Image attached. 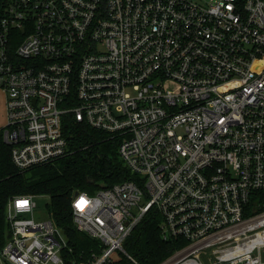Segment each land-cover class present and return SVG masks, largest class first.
<instances>
[{
    "label": "built area",
    "instance_id": "2783aa9c",
    "mask_svg": "<svg viewBox=\"0 0 264 264\" xmlns=\"http://www.w3.org/2000/svg\"><path fill=\"white\" fill-rule=\"evenodd\" d=\"M0 89L20 171L68 154L69 114L120 141L136 179L73 195L100 243L79 264H139L124 244L153 208L184 243L159 264H264V0H0ZM36 208L8 202L4 264H67Z\"/></svg>",
    "mask_w": 264,
    "mask_h": 264
},
{
    "label": "trees",
    "instance_id": "16d2710c",
    "mask_svg": "<svg viewBox=\"0 0 264 264\" xmlns=\"http://www.w3.org/2000/svg\"><path fill=\"white\" fill-rule=\"evenodd\" d=\"M69 151L63 158L28 171H20L12 160L11 146L0 134V252L9 238L6 208L20 196H48V217L65 235L71 252L67 264L88 262L100 251L99 241L79 232L74 224L72 200L76 191L96 194L103 188L136 177L119 155L120 141L103 131L79 123L73 115L63 120ZM160 213L151 209L124 244L125 251L139 264H159L184 243L162 238ZM115 264H134L126 257Z\"/></svg>",
    "mask_w": 264,
    "mask_h": 264
},
{
    "label": "rangeland",
    "instance_id": "374dc122",
    "mask_svg": "<svg viewBox=\"0 0 264 264\" xmlns=\"http://www.w3.org/2000/svg\"><path fill=\"white\" fill-rule=\"evenodd\" d=\"M198 4L205 5L216 0H192ZM6 124V99L4 93L0 89V134L3 127ZM37 203V208L35 210V217L38 218H49L47 212V204L49 203L48 196H40L35 199ZM144 204V201L142 202ZM30 218V216H27ZM116 260L122 259V255L119 253L114 254Z\"/></svg>",
    "mask_w": 264,
    "mask_h": 264
},
{
    "label": "water",
    "instance_id": "95a60500",
    "mask_svg": "<svg viewBox=\"0 0 264 264\" xmlns=\"http://www.w3.org/2000/svg\"><path fill=\"white\" fill-rule=\"evenodd\" d=\"M74 195L75 196H78L79 195V191H76Z\"/></svg>",
    "mask_w": 264,
    "mask_h": 264
},
{
    "label": "crops",
    "instance_id": "0c3cea01",
    "mask_svg": "<svg viewBox=\"0 0 264 264\" xmlns=\"http://www.w3.org/2000/svg\"><path fill=\"white\" fill-rule=\"evenodd\" d=\"M0 264H4L3 260L0 258Z\"/></svg>",
    "mask_w": 264,
    "mask_h": 264
}]
</instances>
